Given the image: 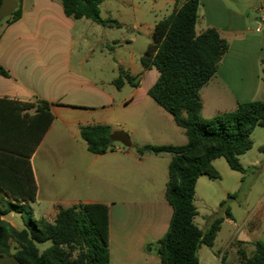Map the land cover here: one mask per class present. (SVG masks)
<instances>
[{
	"label": "crops",
	"instance_id": "0c3cea01",
	"mask_svg": "<svg viewBox=\"0 0 264 264\" xmlns=\"http://www.w3.org/2000/svg\"><path fill=\"white\" fill-rule=\"evenodd\" d=\"M18 1L21 16L0 25V66L8 73L0 75V99L36 106L44 101L54 116L30 159L37 185L36 200L28 204L32 220L53 223L60 210L77 204L106 205L111 264H159L158 242L167 233L173 215L166 199L172 155L139 156L136 148L182 146L188 138L174 117L148 94L159 76L157 69L142 65L138 69L132 63L126 70L120 59L117 72L137 76L136 85L125 83L118 89L114 84L117 77L111 81L113 90L104 87L84 73L87 58L80 54L74 57L77 23L82 19L67 17L57 0ZM149 1L160 10L170 8V15L187 0ZM199 2L196 31L215 28L229 44L218 71L200 90L202 116L209 119L235 111L240 103L264 99V0ZM134 3V11H141L139 0ZM102 19L120 25H101L109 30L127 27L120 19ZM139 21L134 16L133 31L141 26L154 31ZM103 33L102 41L108 43V32ZM130 42L134 43V38ZM126 85L132 87L130 95L118 96ZM26 112L33 115L35 109ZM96 124L109 126L112 133H127L131 147L116 142L112 151L90 152L79 129ZM258 164L255 160L251 167ZM159 182L162 188L156 187ZM244 212L246 217L238 229L242 240L235 239L231 246L237 242L235 254L241 249L251 257L254 244L264 243V192L257 194L252 209ZM14 215L21 213L12 211L2 219L17 228ZM226 222L235 224L232 217L222 224ZM239 260L237 256L226 262ZM0 264L19 263L7 256L0 258Z\"/></svg>",
	"mask_w": 264,
	"mask_h": 264
},
{
	"label": "trees",
	"instance_id": "16d2710c",
	"mask_svg": "<svg viewBox=\"0 0 264 264\" xmlns=\"http://www.w3.org/2000/svg\"><path fill=\"white\" fill-rule=\"evenodd\" d=\"M57 1L65 15L74 20L120 26L114 20L101 18L100 5L106 0ZM199 5V0H187L157 22L152 42L140 59L144 69L155 67L159 73L149 96L174 117L188 138L182 146L136 148L139 156L172 155L166 199L173 215L167 233L158 242L159 264H200L199 250L203 245H214L224 218H215L205 230L195 224L197 181L201 176L220 178L213 166L218 158H224L232 170L245 173L239 157L252 148L250 135L256 127L264 128V99L240 103L235 111L209 119L202 116L200 90L218 71L229 44L215 28L196 31ZM20 16L19 6L2 21L10 23ZM0 75H8L1 66ZM262 78L264 83V61ZM135 79L120 70L114 84L118 89L125 83L135 86ZM30 109H35L33 115L26 112ZM53 120L47 102L40 101L36 106L0 99V258L9 256L19 264H111L106 205L77 204L60 210L53 223L31 220L22 230L2 219L12 211L22 213L36 200L37 185L30 159ZM79 130L94 154L112 151L116 145L107 125H83ZM225 205V201L220 203L221 208ZM225 213L231 217L227 209ZM45 242H51V246L40 252L38 244ZM254 246L251 257L240 249L238 262L227 263L223 257L222 264H264V243Z\"/></svg>",
	"mask_w": 264,
	"mask_h": 264
},
{
	"label": "rangeland",
	"instance_id": "374dc122",
	"mask_svg": "<svg viewBox=\"0 0 264 264\" xmlns=\"http://www.w3.org/2000/svg\"><path fill=\"white\" fill-rule=\"evenodd\" d=\"M16 1L19 3L18 0ZM139 2L138 5L142 10L138 12L131 7L137 5L134 0H106L100 6L101 18L120 19L127 24V27H114L109 30L87 19L77 23L74 57L78 58L79 54L85 56L87 62L84 73L103 83L104 87L111 88V81L119 76L117 70L121 64L117 61L120 59L123 60L126 70L133 67L132 63L141 69L140 58L152 42L153 30L149 32L141 26L139 31H133L131 24L134 16L141 20L139 22H143V25L148 24L151 29H154L156 23L168 16L171 11L170 8L160 10L156 3L149 0H139ZM105 30L108 32V43L102 41ZM133 38L134 43H131ZM131 92L132 87L126 85L123 91L117 94L120 97H126ZM250 138L253 143L252 148L239 157L240 164L249 168L246 173L232 170L224 158H218L213 162V166L220 174V178L210 179L202 176L197 182L194 204L198 214L194 220L195 224L201 229H208L215 218H227L226 209L235 221V224L232 222L221 224V230L212 247L206 245L201 247L198 253L200 264H222L223 257L227 262L234 261L237 256L239 258L234 248L237 242L232 246L231 243L235 239L242 240V234H239L238 229L246 217L244 211L251 210L256 195L264 192V153L262 151L264 128L256 127ZM255 160H259L257 168L251 167V163ZM156 187L162 188V183L159 182ZM222 201L226 202L224 208L220 207ZM29 209V207L24 209L21 216L14 215V221L19 230L26 228L25 222L32 220ZM49 246L51 242L38 244L40 252Z\"/></svg>",
	"mask_w": 264,
	"mask_h": 264
},
{
	"label": "water",
	"instance_id": "95a60500",
	"mask_svg": "<svg viewBox=\"0 0 264 264\" xmlns=\"http://www.w3.org/2000/svg\"><path fill=\"white\" fill-rule=\"evenodd\" d=\"M18 8V2L16 0H2L0 5V21L11 16L13 12ZM110 139L113 142H118L126 148L131 147L130 137L123 131H115L110 135Z\"/></svg>",
	"mask_w": 264,
	"mask_h": 264
}]
</instances>
